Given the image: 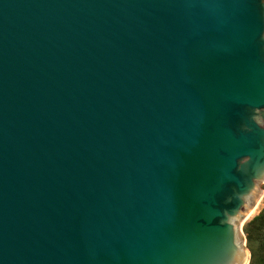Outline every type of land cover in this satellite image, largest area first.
Wrapping results in <instances>:
<instances>
[{
    "label": "water",
    "instance_id": "obj_1",
    "mask_svg": "<svg viewBox=\"0 0 264 264\" xmlns=\"http://www.w3.org/2000/svg\"><path fill=\"white\" fill-rule=\"evenodd\" d=\"M261 189L264 0H0V264H248Z\"/></svg>",
    "mask_w": 264,
    "mask_h": 264
},
{
    "label": "trees",
    "instance_id": "obj_2",
    "mask_svg": "<svg viewBox=\"0 0 264 264\" xmlns=\"http://www.w3.org/2000/svg\"><path fill=\"white\" fill-rule=\"evenodd\" d=\"M244 233L251 250L250 264H264V209L257 217L245 225ZM254 236H256V240L259 243V257L255 255L252 249L251 242L254 240Z\"/></svg>",
    "mask_w": 264,
    "mask_h": 264
},
{
    "label": "rangeland",
    "instance_id": "obj_3",
    "mask_svg": "<svg viewBox=\"0 0 264 264\" xmlns=\"http://www.w3.org/2000/svg\"><path fill=\"white\" fill-rule=\"evenodd\" d=\"M264 209V189L258 190V205L236 226L237 231L241 240V247L248 250L251 259V250L249 248V244L246 239V235L244 233V227L247 223L251 222L255 217H257L261 211ZM252 249L255 252V255L259 257V243L256 240V236H254V240H252ZM250 259L248 264H250Z\"/></svg>",
    "mask_w": 264,
    "mask_h": 264
},
{
    "label": "bare ground",
    "instance_id": "obj_4",
    "mask_svg": "<svg viewBox=\"0 0 264 264\" xmlns=\"http://www.w3.org/2000/svg\"><path fill=\"white\" fill-rule=\"evenodd\" d=\"M247 262V261H246Z\"/></svg>",
    "mask_w": 264,
    "mask_h": 264
}]
</instances>
